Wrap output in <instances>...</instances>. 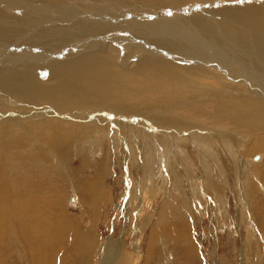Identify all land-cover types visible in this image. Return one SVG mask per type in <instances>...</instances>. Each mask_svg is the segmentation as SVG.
<instances>
[{
    "label": "rangeland",
    "instance_id": "1",
    "mask_svg": "<svg viewBox=\"0 0 264 264\" xmlns=\"http://www.w3.org/2000/svg\"><path fill=\"white\" fill-rule=\"evenodd\" d=\"M44 1L47 3H32L33 5H48L47 7H50V5H54L51 4L50 0ZM73 1L74 0H72V2ZM90 1L96 3L99 2V4L100 1H102L101 3L105 2L109 7L107 9L108 11L112 9L114 5L116 6L117 4H121L124 11L127 10L132 14L139 13V15L143 13L145 15L143 18L140 17L136 18L137 20H132L133 23L136 24L134 25L136 27L135 30H142V36L149 35L152 44L156 46L159 38L162 36H176L182 39V36L178 31H161V26L159 25L158 20H163L169 17V14L171 13V11L165 9L164 7H173L175 6V4H179V2H181V4H199V1L203 2L201 0ZM206 1L200 3L199 6L195 7L194 9H189L190 12L189 10L183 9L180 12H177L179 11V8L177 10H172V12L174 13H171L170 16L172 19L176 18L174 19L175 21L179 19L183 23L186 21H190L188 24L190 26L192 25V29L188 30V28L183 25L185 30L189 33L187 35V39H189L190 37L193 39L196 38L193 42L197 43L196 45L199 46V51L201 53L203 52L202 54L205 55L209 60L208 67L210 68V70L211 64L216 68H220V66H224L226 68L227 73L224 72V75L229 80V84L228 88L225 91L230 93L229 98H232V111L230 110L231 112L226 111L220 113L218 102L227 99V97H224V95H221L213 100H200L195 106L181 107L178 109L179 111L177 110L175 112V117L172 118H169L168 116L166 117V115L164 114L163 116L165 118L161 117V119L159 116H155L160 120H156V118H154V114H152L149 110H141V113L137 114L131 113L130 111L127 112V110L129 109H121L113 105H105L102 109L92 110L90 112L91 114L89 115L90 118L95 117L97 119H104L110 127L108 133L104 135L105 137L103 136V138L100 140H97L96 138L94 141L85 138L86 136L79 137L78 139L80 142L78 143L76 141V143L72 145L75 146L77 144L75 148L69 150L70 154L64 159L65 162L63 166H61L62 168L58 167L55 164L49 167L48 164L37 162L41 161L40 159L32 160V158H30L29 160H23L22 164H20L19 168H17L19 173H17V171L15 172V170L11 169L10 167H8L9 169L7 168L8 172L13 173L12 171H14L15 173H17L16 176L18 175V178H8L4 181V184H8L9 182H12V184H16L18 186H22L23 184L24 186L22 187L24 188H22V190H20V186V188H18L16 185L14 186L16 187V189H19L20 193H22V196L26 195V191L29 188V185L31 187L35 185L37 188L41 189L46 188V195L51 199L53 198V200H55V202L57 203L53 206V209L56 212V216L64 213L68 221H70V218L78 219V221L82 220L81 222H79V224L81 225L80 229L83 230L87 228L86 230H88V232L85 231L86 234L77 237L71 233V236L68 238L67 234L73 224L71 225L65 222L64 229L67 223L68 226L66 228L68 229V232L64 231L61 234L62 231L59 227H52L51 229L53 230V237L50 239V241L49 238L48 240H46L47 235L42 227H37L38 229L30 227L32 231L29 228L23 234H21L20 232L14 233V231L16 230H10V228L8 227H6L5 229V226L3 225L5 223V220L9 222V220L13 221L12 219H18V215L15 210H11L13 208H10V210L8 211L9 208L7 209L5 207L6 205L4 204V207L0 208L2 209L0 211V219L2 218L0 220V242L2 243L0 249L2 248V245L4 246L3 241H6V243L10 241L9 245L11 246H6L7 249L4 250L5 252L1 254L0 257H2V255H4V257L0 258V264H33L30 263L33 261L36 262L35 264H41L43 260H45L43 262H47V264H91V262H94V264H101V248L105 249L106 246H109L112 249L114 248V250L117 249L116 251L121 255L119 258L120 260L117 259L114 264H144V259L146 257H150V260L145 262L146 264H264V218H261L264 217V152H257L253 149V145H256V142H254L255 138L264 135V71L256 69L253 65V62L254 58H256L255 61L263 63L264 55H262L259 50L254 51L251 54L247 53L248 55L245 54L249 58L253 57V62H251L252 65L249 62L243 61L242 57L241 59H239V61L237 59L238 55L236 52L240 51L242 53H246V46L244 44V41H242L240 44L235 45L228 51L229 57H222L224 53L220 50V48H216L218 47L217 45L222 42V38L220 37L231 32L233 35L237 36V38L242 36V38L245 39L250 32V27L247 26L246 21L244 20L242 22H238L239 24L236 22H230V25L223 26L222 28L218 27L217 32L213 33L209 31L205 26L196 24L197 22L210 24L222 22V18L219 21L215 20H217L220 16H224L225 14L230 15L235 11L233 9H230V7H232L231 5L235 4H232L229 0L228 2H225L227 4H224L222 6L223 8H225V13H222L223 9L221 10L220 8L208 11L209 6L201 5L207 4ZM261 2H264V0L258 1V3ZM79 3L82 4L83 2H78L75 0V2H73L72 4H65V6H74V4ZM169 3H173L174 5H170ZM13 4L16 6L15 8L13 7ZM28 4L29 3L25 0H11V4H9V6H6L5 1L0 0V17H2L3 15L4 17L2 18L6 21H8L6 18L9 19L12 15V17H15L17 19L26 17V19L30 20L29 18H31L33 14L30 13L29 15H24L23 12L25 10L24 6L27 7ZM61 4L62 1L57 3V5L59 6H61ZM147 4L149 5L147 6ZM159 5L162 7L160 11L163 14L159 15V13H161L160 11H154L158 14L155 13V16L147 15L148 9H152L155 6L161 8ZM110 12L111 10L107 13V15L111 14ZM36 13L49 17L47 18V21H50L54 17V15L50 13ZM192 13L196 16L191 15ZM76 17L78 16H75V18ZM154 23H156L155 27L151 28H154L156 30L153 31V29H151L149 26ZM193 23L195 24V26L197 25L195 28H193ZM30 26L33 25H27V27ZM244 26L247 28H245ZM27 27L20 28L24 34H22L23 39L25 40H27V34H25ZM34 27L36 32L40 31L38 28H36V26ZM141 27L143 28L141 29ZM61 28L63 32L61 33L62 35H48L45 32L44 38L42 35L30 39L31 44L29 46V50L32 51V55L29 59H33L32 63L35 67L40 66L41 68H44V64H49L48 67L50 70H57L59 69L58 67H60V63L62 65L63 61L70 59L68 57L69 54L71 55L74 51L73 47H78V50L84 48L88 51L92 46L91 43L82 40L84 38L86 39L87 36L82 38V36L77 31H71V29L67 27L66 24L61 25ZM144 31H146L147 33ZM258 33L259 32L255 31L252 34L258 36L260 35ZM69 35L71 36V39ZM46 36L50 37L47 38ZM202 36L204 37V39ZM6 43L11 44L12 41L8 42V40H6ZM3 44L0 46V70L6 68L5 65H3L5 64V61L3 59L5 58L2 59V57H6L5 55L12 52H20L22 55L27 53L25 48L15 49V46H7V44L4 46ZM110 44L114 45L113 42H111ZM1 47L5 48L6 50ZM52 47H55L57 50L55 48L54 50L51 49ZM118 48L121 49L118 50L119 60H121L123 58V55L125 54V49H123V46ZM100 49L102 51H107V48ZM132 51V53L129 51L131 57L129 58L130 62L128 61L127 63L128 68L132 66V63L137 62L139 56L142 57L141 54H139L137 51H134V48L132 49ZM27 54L29 55L30 52H28ZM156 55L160 56L161 54ZM149 56V53L143 54V57ZM48 59H56V61L55 63H47L46 60L49 61ZM249 65H251L252 67ZM248 66L251 69H249ZM244 68L249 72H244ZM250 70L253 72L250 73ZM234 76H236V78ZM233 83H235L236 85ZM246 89L248 90L246 91ZM6 98V93L4 92V102L0 104V123L5 120H13L14 118L23 119L24 115L19 114L18 109H29L28 112H30L31 110L35 111L36 109H39L38 107L27 109L24 106H20L22 108L17 109V106L15 105L18 104L13 103ZM15 99L17 98L15 97ZM252 99H254L255 101ZM258 100L260 102H258ZM174 101L178 103L181 100H173L171 106L176 105V103L173 104ZM236 101L239 102L237 103ZM261 101H263V103H261ZM253 104L255 107L253 106ZM159 106L164 107L163 104ZM245 107L247 110L245 109ZM233 111L235 112V115H233ZM259 111H261L262 113H260ZM72 114L73 113H71L70 115L63 114V116L62 114L51 115L45 112L42 113V116H48L50 118L54 116L58 119L61 118L63 120L71 121L73 122V124H75L76 122H80L81 124V117H77L79 118L78 120H73L72 117L75 116H72ZM261 114L262 117H260ZM102 115H104L105 117H103ZM83 116L86 117V115ZM45 118L48 119L47 117ZM90 118H88L87 120H90ZM166 119L169 120L165 121ZM42 121L45 120L43 119ZM85 123L86 122L83 121V124ZM84 132L86 134V131ZM176 145L180 146L182 153H179L177 152V150H175ZM159 147L163 150H161ZM257 147L260 148L259 151L262 149L261 146ZM226 149L228 150V152ZM172 150L177 153V156H172L171 162L169 163L168 154L171 153ZM200 150L202 151V153ZM261 154L262 158L254 162L253 158ZM147 155L150 158V161L148 160ZM160 158L164 159L165 162H161ZM203 160H206V162H204ZM0 161H2L1 158ZM150 163L152 166L149 165ZM206 163L209 164L207 165ZM258 163H261L262 167ZM257 164L260 168H257ZM206 166L209 167L206 168ZM20 174H22L21 177ZM11 187L14 188L13 186ZM19 191L14 192L15 195ZM87 192L88 195L85 194ZM80 194H82L83 196ZM90 195L93 200L89 199ZM40 199L41 197L39 196L38 201H40ZM62 202L65 203L61 204ZM260 208L263 209L261 210ZM8 212L9 216H7ZM2 213H4L5 216H3ZM6 217L9 218V220ZM261 225L263 226V228H261ZM5 232H7V234ZM174 232L178 234L176 235ZM91 235L92 239L90 238ZM173 235L175 236V238ZM27 236L36 237L41 242V244L28 243L30 239ZM73 236L76 237L75 242H77L76 240L79 239V241L75 244L77 246L76 250L75 248L70 247L72 246V242L74 240H72L71 238ZM86 236H89L88 239H91L93 242L89 240L85 241L84 238H86ZM6 237L8 241L6 240ZM54 237H57L59 241ZM13 239H15V241ZM52 239L54 240L53 245ZM95 240L98 242H96ZM20 241L22 242V244ZM23 241L26 242V244ZM12 242L13 245L11 244ZM54 242H57V245ZM61 243H63V248L62 250L60 249V251H58V247ZM32 245L35 248L32 247ZM65 245H67L68 247ZM94 245L97 246V249L93 254H91L90 250L95 247ZM82 246H84L85 248H82ZM11 247H14V249H12ZM45 248H47L48 251H45ZM51 248H53L54 255L52 254L53 256L46 257L45 254L49 253L52 250ZM13 252H15V254ZM35 252L39 255V258L43 257V259H39L36 256L37 254ZM56 252L58 254H56ZM4 253L6 254V256ZM30 253L33 255V258L31 257L32 255ZM79 253L81 255L83 254V259L79 258ZM7 255L8 257L11 255V257H9L10 260L6 258ZM43 255L45 256V258ZM37 258L39 260H37ZM53 259L54 261L56 259V262H54Z\"/></svg>",
    "mask_w": 264,
    "mask_h": 264
},
{
    "label": "bare ground",
    "instance_id": "2",
    "mask_svg": "<svg viewBox=\"0 0 264 264\" xmlns=\"http://www.w3.org/2000/svg\"><path fill=\"white\" fill-rule=\"evenodd\" d=\"M4 1H5L6 6H9V4H11V0H4ZM25 1L28 2L29 4L27 5V7L24 6L25 10L23 12H24V15H29L30 13L33 14V16L31 18H29L30 20L26 19V17H22L20 19H17L15 17H12L13 16L12 15L9 18L10 20L8 18H6L8 20V21H6L2 18V17H4L3 15H2V17H0V46L3 43H5V44H3L5 46L7 44L6 40H8V42L12 41V43L7 44V46L8 45L9 46H15L16 47L15 49L25 48L27 53L30 52L29 55L27 53L22 55L20 52L19 53H13L12 52V53L5 55L6 57L1 56L2 59L5 58V59H3L5 61L4 62L5 64H3V65H5L6 68L0 70V104H2V102H4V92H5L7 100H9L15 104H18V105H15V106H17V109L22 108L20 106H24L27 109L32 108V107H38L39 109H36L35 111L31 110L30 112H28L29 109L28 110L18 109L19 110L18 113L21 115H24L23 119L22 118H14L13 119L14 121L13 120H5V121L0 123V158L2 159V161H0V208L4 207V204H5L6 205L5 207L7 209L9 208L8 211L10 210V208H13L11 210H15V212L18 215V219L17 218L12 219L13 221L9 220V218L6 217L9 220V222H7V220H5V223L3 226H5L4 227L5 229H6V227H8V228H10V230H16V231H14V233L20 232L21 234H23L30 227H32L34 229L37 227H40V228L42 227L44 229V231L46 232V235H47L46 240H48V238H49V241H50V239L53 237L52 236L53 230L51 229L52 227H56V228L59 227L62 231L61 232V234H62L64 231L68 232V229L66 227L68 226L67 223H69L71 225L73 224L74 226L73 225L71 226V229L67 234L68 238L71 236V233L76 237L82 236L83 234H86L85 231L88 232V230H86L87 229L86 227H85L86 229H83V230L80 229L81 225L79 224V222H81L82 220L78 221V219L70 218V221H68L66 218V215L64 213L59 215V216H56V212L54 211L53 206H54V204H57V203L55 202V200H53V198L51 199L46 195V192H47L46 188L41 189V188H37L35 185H33L32 187L29 185V188L26 191L27 192L26 195L22 196V193H20L19 189H16V187H14L16 184H12V182H9L8 184H4V181L7 180L8 178L9 179L10 178L11 179L18 178V175L16 176V174L19 173L17 168H19V165L22 164L23 160H29L30 158H32V160H39L40 159L41 161H37V162H42L43 164H48L49 167L53 166L54 164L57 165L58 167H61V166H63V164L65 162L64 159L70 154L69 150L72 148H75V146L77 144L75 146H72V145L75 144L76 141L78 143L80 142L78 139L79 137L86 136L85 138L90 139L91 141H94L96 138H97V140L102 139L103 136L106 133H108V130L110 127L108 126L107 122L104 119H101V118L97 119L95 117L90 118L89 115L91 114L90 112L92 110L102 109L105 105H113V106L119 107L121 109H129V110H127V112L130 111L131 113H137V114L141 113V110H147V111L149 110L152 114H154V118H156L155 116H159L161 119V117H164L163 114L166 115V117L168 116L169 118L175 117L174 116L175 112L181 107L195 106L198 104V101H200V100H204V99L205 100H213V99L218 98L221 95H224V97H227V99L224 101L218 102L219 103L218 104L219 111H220V113L226 112V111L231 112L232 107H233L232 106V98H229L230 93L225 91L228 88V84H229V80L224 75V72L227 73V71H226V68L224 66H220V68L219 67L216 68L212 64H211V70H210V68L208 67L209 60L207 59V57L205 55L202 54L203 52L201 53L199 51V48H198L199 46L196 45L197 43L193 42L196 38L193 39L190 37L191 36L190 35V36H188L190 38L187 39V35L189 33L185 30L183 25L186 26L188 28V30L192 29L191 28L192 25L190 26L188 24L190 21H186L183 23L179 18H178L179 20L175 21L174 19H176V18L172 19L170 16L171 13H174V12H172V10H175V9L177 10L179 8V11H177V12H180L182 9L183 10L194 9L195 7H198L200 3H203L206 0H201L203 2L199 1V4L198 3H196V4L195 3L194 4H191V3L190 4H181V2H179V4H177V5L175 4V6H173V7L172 6L164 7L165 9H168L169 11H171V13L169 14V17H167L163 20H158V23L161 26L160 27L161 31H166V32H174V31L177 32L178 31L181 34L182 39L178 38L176 36H172V37L162 36L159 38V41L157 42V46L152 44V41H151V38L149 37V35L148 36H142V34H143L142 30H140V29L135 30L136 27L134 25H136V24L133 23L132 20H134L136 18H140V17L143 18L145 15L142 12H140L142 14L139 15V13L138 14L137 13L132 14L127 10L124 11L121 4L116 3L117 5L116 6L114 5V7L112 9H110L111 14L107 15V13L110 11V10L109 11L107 10L109 7H108V5H106L105 2L101 3L102 1H100V4H99V2L96 3V2H92L90 0H89L90 2L88 0L87 1L76 0L78 2H83V3L82 4L81 3L74 4V6H71V5L65 6V4H72L73 2H75V0L73 2H72V0H50L51 4H54V5H50V7H47L48 5H33V3H32V2H34L36 4H46L47 2H45L44 0H25ZM61 1H62L61 6L57 5V3L61 2ZM226 1L228 2V0H208V1H206L207 4H201V5L209 6L208 11L219 9V8L221 10L223 9V11H222V13H223L225 8H223L222 6L224 4H227V3H225ZM229 1L232 4H235V5H231L232 7H230V9H233L235 11L233 13H231L230 15L225 14L224 16H220L217 20H215V21H219L222 18V22H216L215 24L197 22L196 24H201V25L205 26L209 31L214 33V32H217L218 27L222 28L223 26L230 25V22L238 23V22H242L243 20L246 21L247 26L250 27V32L248 33V35L245 39L242 38V36L237 38V36L233 35L230 32V33L224 34V36L220 37V38H222V42L220 44H218L217 45L218 47H216V48H220V50L224 53L222 55V57L227 58L228 51L231 48H233L235 45L240 44L242 41H244V44L246 46V53L245 52L242 53L240 51H237L236 52L238 55L237 59L239 60L242 57L243 61L249 62L251 64V62H253V60H252L253 57L252 56H251L252 58L247 57L248 54H251L254 51L259 50L262 53V55H264V2L258 3V1H260V0H229ZM251 2H253V3H251ZM172 4H170V5H172ZM242 4H249V5H242ZM148 5L149 4H147V6ZM13 7L15 8L16 6L13 4ZM155 7L152 9H148L147 15L155 16V13H157V12H154V11H160V9H162L161 6H160L161 8H159V7L155 8ZM7 9H8V7H7ZM53 9H58V10H53ZM169 11H164V12H169ZM225 11H227V10H225ZM36 12H42L44 14L50 13V14H53L54 17L50 21H47V18H49V17H47L46 15L37 14ZM104 12H107V13H104ZM189 12H190V10H189ZM210 13H212V12H210ZM161 14H163V13L162 12L159 13V15H161ZM220 14H221V11H220ZM191 15L196 16L193 13ZM75 16H78V17L75 18ZM117 19H120V20H117ZM194 22H195V20H194ZM206 22H208V21H206ZM118 23H120V24H118ZM63 24L64 25L66 24V26L69 27L71 29V31L72 30L77 31L82 36V38L87 36L86 39L85 38L84 39L81 38V39L87 41L88 43H91L92 46L90 47V49L88 51H87V49H84V48H81V50H78V47L77 48L73 47L74 51L72 52L71 55L69 54V57H68L70 59L63 61V62L61 61L62 65H61L60 60H59L60 67H58L59 69H57V70L52 69V67H51L52 70H50L48 67L49 64H44V68H41L40 66L35 67L34 64L32 63L33 59H29L30 56L32 55V51L29 50V46L31 44L30 39L36 38V36H42V35L44 38L45 32L48 35L61 34V33H63L61 30L62 29L61 25H63ZM155 24L156 23L151 24L149 27L150 28L155 27ZM27 25H33V26L27 27ZM34 26H36V28H38L40 31L36 32ZM196 26L194 24L193 28H195ZM25 27H27L26 32H25V34H27V37L25 36L27 38V40L23 39L24 34H23L22 30L20 29V28H25ZM142 28L143 27H141V29ZM245 28H247V27H245ZM151 29H153V31L156 30L154 28H151ZM14 30H16V31H14ZM255 31L259 32L258 34H260V35L255 36L254 34H252ZM144 32H146V31H144ZM155 34H154V36H155ZM48 37H50V36H48ZM53 38H54V36H53ZM70 39H71V36H70ZM203 39H204V37H203ZM79 42H81V41H79ZM111 42H113L114 45L110 44ZM82 44H83V42H82ZM88 45H90V44H88ZM47 46H46V48H47ZM121 46L124 47L123 49H125V54L123 55V58L121 60H119L118 50H121V49H119L118 47H121ZM213 46H214V44H213ZM1 48H3V47H1ZM54 48L55 47H52L51 49L54 50ZM100 48H107V51H102ZM133 48H134V51H137L139 54L142 55V57L139 56L137 62L132 63V66L130 68H128L127 63L129 61V58L131 57V55L129 54V51L131 52ZM3 49H5V48H3ZM19 51H20V49H19ZM121 52H123V51H121ZM137 52H134V53H137ZM5 53H7V52H5ZM147 53H149L150 56L149 57H143V54H147ZM156 54H161V55L157 56ZM245 54H247V55H245ZM58 56H59V54H58ZM135 57H137V56H135ZM233 57H235V56H233ZM255 59L256 58H254V62H253L254 67L256 69L264 71V64H263L264 62L262 61L263 63H260L258 61H255ZM260 59H263V58H260ZM55 61H56V59H50L49 61L46 60L47 63H55ZM29 62H30V64H29ZM129 64H131V63H129ZM23 65L27 66V67H24ZM251 65H249V66H251ZM57 66H59V65H57ZM249 69H251V68L249 67ZM245 71H247V70L245 69L244 72ZM247 72H249V71H247ZM251 72H253V71L250 70V73ZM254 74H256V73H254ZM245 75H247V74H245ZM259 75H261V74H259ZM234 77L236 78V76H234ZM257 81H259V80H257ZM233 84H235V83H233ZM247 90L248 89H246V91ZM249 95H251V94H249ZM15 97L18 100L15 99ZM235 97H237V96H235ZM175 99H179L181 101H179L178 103H176L174 101L173 104L176 103V105L171 106L173 100H175ZM252 100H254V99H252ZM259 100H258V102H260ZM9 101H7V102H9ZM236 102H235V104H236ZM261 103H263V101H261ZM161 104H163L164 107L159 106ZM215 106H216V104H215ZM253 106H254V104H253ZM243 107H244V105H243ZM245 109H246V107H245ZM115 110H117V109H115ZM22 111H23V113H22ZM185 111H188V110H185ZM241 111H242V109H241ZM24 112H28V113H24ZM45 112H47L48 114H51V115H57V114H62V115L63 114H65V115L69 114L70 115L71 113H73L74 115L72 114V116H75V117H72L73 120H78L79 118H77V117H81L80 120H82V121H81V124H80V122H76L75 124H73V122H71V121L63 120L61 118L58 119L54 116L51 118L48 116H42V113H45ZM67 112H69V113H67ZM144 112H146V111H144ZM181 112H183V111H181ZM259 112L262 113L261 111H259ZM76 115H79V116H76ZM83 115H86V117ZM221 115H223V114H221ZM233 115H235V112ZM87 116H89V117H87ZM102 116L105 117L104 115H102ZM236 116H237V114H236ZM14 117H16V116H14ZM45 117H47L48 119H46ZM260 117H262V114ZM88 118H90V120H87ZM43 119L45 121H42ZM160 119L156 118V120H160ZM162 120H163V118H162ZM168 120L169 119H166L165 121H168ZM182 120H184V119H182ZM254 120H255V118H254ZM83 121L86 122L87 124L86 123L83 124ZM229 124H230V122H229ZM156 125H158V124H156ZM182 127H183V125H182ZM198 127H199V125H198ZM164 128H167V127H164ZM84 131H86V134ZM87 131H89V132H87ZM90 131H93V132H90ZM194 134H195V130H194ZM201 141H203V140H201ZM254 142H256V145H253L254 147L253 146H250V147H253V149L256 150L257 152H264V135H261L258 138H255ZM87 144H89V143H87ZM234 145H235V143H234ZM82 146H84V145H82ZM257 146H261L262 149L259 151L260 148H258ZM118 147H120V146H118ZM164 147H166V146H164ZM175 147H176L175 150H177V152L182 153L179 145H176ZM146 148H147V146H146ZM240 148H242V147H240ZM161 150H163V149H161ZM207 150H208V148H207ZM245 150H247V149H245ZM227 152H228V150H227ZM227 152H225V153H227ZM201 153H202V151H201ZM153 156H154V154H153ZM172 156H177V153L174 152L173 150L171 153L168 154V162L169 163L171 162ZM147 158L150 161V158L148 157V155H147ZM260 158H262V154L258 155V158L254 157L253 161L256 162V160L258 161ZM162 161H164V159H161V162ZM201 161H202V159H201ZM203 161L206 162V160H203ZM151 163L149 165H151ZM177 163H179V162H177ZM206 164L208 165L209 163H206ZM258 164L256 165L257 168H260L259 165L262 167L261 163L259 165ZM210 165H211V163H210ZM263 166H264V163H263ZM8 167L15 170V172L17 171V173H15L14 171H12L13 173L8 172L7 171ZM208 167L209 166H206V168H208ZM159 169H160V167H159ZM24 172H26V171H24ZM21 176H22V174H20V177ZM261 177H263V176H261ZM38 185H39V183H38ZM11 186H13L14 188H12ZM16 186L18 188L21 187L20 190H22V188H24V187H22V186H24L23 184H22V186L19 185L20 187L18 185H16ZM86 186H88V185H86ZM88 187H90V186H88ZM16 191H19L17 193L18 195L16 194L17 196L14 193ZM82 194H80V195H82ZM85 194L88 195V192ZM15 196H16V198H15ZM39 196L41 197L40 201H38ZM53 196H54V194H53ZM90 197H91V195L89 196V199L93 200V198L91 197L92 198L91 199ZM94 199H95V197H94ZM13 202H15V203H13ZM12 203H13V205H12ZM63 203H65V202H62L61 204H63ZM216 209H217V207H216ZM258 209H259V207H258ZM260 209L262 210L263 208H260ZM1 210L2 209H0V211ZM2 215L5 216L4 213H2ZM0 216H1V214H0ZM7 216H9V212H8ZM15 217H17V216H15ZM261 218H264V217H261ZM65 222H67V223H66V227L64 229ZM91 227H93V226H91ZM179 227H180V225H179ZM261 228H263V226ZM4 231H2V232H4ZM31 231H32V229H31ZM5 233L7 234V232H5ZM35 233H36V231H35ZM170 235H172V234H170ZM182 235H181V237H182ZM2 236H4V235H2ZM5 236H8V235H5ZM22 236H24V235H22ZM74 236L71 237L72 240L73 239L74 240H73V242L71 241L72 246H70V247L71 248L73 247L76 250L77 246L75 244L79 241V239L76 240L77 242H75L76 237H74ZM88 237L86 236V238H84V237L83 238L86 241V240H89ZM91 237H92V235L90 236V238ZM28 238L30 239L28 241V243H30V244H39V243L41 244V242L36 237L32 236V237H28ZM54 238L57 239V237H54ZM174 238H175V236H174ZM11 239H12V237H11ZM81 239H82V237H81ZM91 239L89 241H92ZM6 240H7V237H6ZM9 240H10V238H9ZM13 240L15 241V239H13ZM16 240H17V237H16ZM53 241L54 240L52 239V245H53ZM87 242H86V244H87ZM96 242H98V241H96ZM7 243H6V241H3L4 246L2 245V248L0 249V256L3 252H5L4 250L7 249L6 246L7 247L11 246V245H9L10 241ZM17 243H18V240H17ZM24 243L26 244V242H24ZM66 243H67V241H66ZM1 244L2 243L0 242V246H1ZM11 244L13 245V242ZM21 244H22V242H21ZM62 244L63 243H61L59 245L58 251H60V249L62 250V248H63ZM80 244H82V243H80ZM43 245H45V244H43ZM56 245H55V248H56ZM96 245H94L95 247L90 250L91 254H93L95 252V250L97 249ZM14 246H15V244H14ZM65 246H67V245H65ZM84 246H82V248H85ZM91 246H92V244H91ZM32 247H34V246L32 245ZM46 247H48V246H46ZM53 248H51L52 250L49 253L46 252L47 253V254H45L46 257H50V256L54 255L53 254ZM12 249H14V247ZM45 249H46L45 251H48L47 248H45ZM9 250H7V251H9ZM34 250H33V252H34ZM40 250H41V248H40ZM71 250H74V249H71ZM116 250H114V248L113 249L110 248L109 246H106L105 249L101 248V254H102L101 264H114L115 261L117 259H119L121 256L120 253L117 252ZM118 251H119V249H118ZM57 252H56V254H58ZM13 253L15 254V252H13ZM121 253H122V251H121ZM82 255L81 254L79 255L80 259H83L84 256L82 257ZM5 256H6V254H5ZM36 256L38 257L39 255L37 254ZM45 256H44V258H45ZM2 257H4V255H2ZM2 257H0V258H2ZM9 257H11V255ZM9 257L7 255L6 258L9 259ZM31 257L33 258V255ZM38 258H37V260H39L41 257L39 259ZM146 258H148V257H146ZM146 258L144 259V264H146L145 262L150 260V257L148 259H146ZM41 259H43V257ZM43 261H45V260H43ZM43 261H42V263H44ZM46 261H48V260H46ZM53 261H54V259H53ZM2 262H3V260H2ZM54 262H56V259ZM65 262H67V261H65ZM9 263H11V262H9ZM30 263L35 264L36 262L33 261ZM45 263L47 264V262H45ZM12 264H14V263H12ZM91 264H94V262L93 263L91 262Z\"/></svg>",
    "mask_w": 264,
    "mask_h": 264
},
{
    "label": "water",
    "instance_id": "3",
    "mask_svg": "<svg viewBox=\"0 0 264 264\" xmlns=\"http://www.w3.org/2000/svg\"><path fill=\"white\" fill-rule=\"evenodd\" d=\"M256 158H258V156H256Z\"/></svg>",
    "mask_w": 264,
    "mask_h": 264
}]
</instances>
